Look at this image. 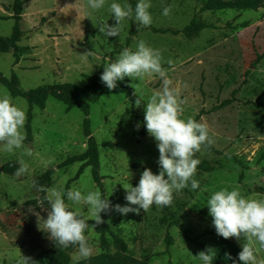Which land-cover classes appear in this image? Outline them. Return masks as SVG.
<instances>
[{
  "label": "rangeland",
  "instance_id": "374dc122",
  "mask_svg": "<svg viewBox=\"0 0 264 264\" xmlns=\"http://www.w3.org/2000/svg\"><path fill=\"white\" fill-rule=\"evenodd\" d=\"M23 1V38L18 47L28 53L17 65L12 50L0 55V73L6 78L15 75L22 93L64 84L84 88V76H92L113 62L124 48L135 50L143 40L161 51L168 79L184 101L183 118L207 123L215 143L213 152L204 148L196 154L202 169L194 176L200 184L198 189L192 190L189 184L175 192L167 208L153 204L147 212L141 209L127 215L111 211L103 237L95 228L86 233L93 245L92 256L78 260L75 246L61 249L38 227V216L43 228L50 205L36 182L41 179L43 187L65 190L73 186L84 192L98 190L89 166L79 174L88 161L58 169L65 161L87 153L85 117L77 109L67 111L52 98L44 111L30 110L24 99H17L26 116L31 113L30 141L25 130L27 119L23 129L24 148L31 155H25L24 148L9 154L0 146V264H19L22 255L31 258L29 264H45L39 257L46 252L62 253L68 264H109L96 259L118 254L128 259V264H202L195 255L209 248L217 254L225 242L242 251L243 238L225 239L217 234L207 201L223 187H238L245 196L264 198V6L256 13H204L201 19L211 29L188 40L183 35L156 32L182 31L207 0H150L152 24L138 28L134 19H126L120 35L114 37L99 31L103 22L116 23L109 11L114 0H106L99 11H91L87 0ZM13 2L0 0V17L12 16ZM128 3L134 9L138 0ZM166 7L171 8L167 16L163 15ZM12 28V21H0V38L8 39ZM125 82L135 96L145 98L163 87L158 75L145 76L142 81L125 77L117 85ZM4 92L8 93L0 86V94ZM144 116V104L137 108L123 95L104 96L90 105V132L98 147L99 176L113 206L128 203L123 185L137 186L146 168L159 174L157 142L147 132ZM142 131L146 134L143 137ZM21 159L29 165L27 174L13 177L3 173L16 171ZM50 170L54 173L48 181L45 174ZM80 207L87 214V206ZM257 255L264 258V249Z\"/></svg>",
  "mask_w": 264,
  "mask_h": 264
},
{
  "label": "clouds",
  "instance_id": "9594fccd",
  "mask_svg": "<svg viewBox=\"0 0 264 264\" xmlns=\"http://www.w3.org/2000/svg\"><path fill=\"white\" fill-rule=\"evenodd\" d=\"M105 5L106 0H87L91 11H99ZM150 8V0H138L134 9L128 0H114L109 5V11L116 23L109 25L108 21L103 22L99 31L108 37L119 36L126 19H134L138 28L148 27L153 21ZM170 11V7L164 8L163 15L167 16ZM167 63L171 65L172 61ZM163 64L161 51L141 40L135 50L124 48L113 62L106 64L100 78L109 90L115 89L117 81H123L125 77L142 81L145 76L158 75L163 80L161 90L147 98L138 95L135 100L137 108L144 104V124L157 142L159 174L146 168L137 186L133 187L130 183L123 185L128 202L124 206H113L100 190L84 192L76 186L68 190L59 186L38 188V191L46 192L50 205L47 218H43V228L38 216V227L48 233L61 249L75 246L78 260H87L93 254V245L86 233L104 223L101 213L115 210L127 215L130 212L139 213L141 209L147 212L153 204L170 206L175 192L189 187V184L192 190L200 187L199 181L194 179L200 163L196 154L212 146L215 140L207 123L192 117L183 118L184 101L178 89L172 87ZM26 119V111L17 99L7 92L0 94V146L5 152L15 154L16 150L24 148ZM24 154L30 156L31 151L24 148ZM19 164L15 172L18 177L29 172V165L23 159ZM80 205L87 206V214ZM207 207L218 235L225 239L243 238L239 261L243 264H264V258L257 255L260 249H264V198L245 196L238 187H223L210 195ZM89 221H94V224ZM215 255V251L209 248L195 257L202 264H213ZM30 260L22 255L19 264H29Z\"/></svg>",
  "mask_w": 264,
  "mask_h": 264
},
{
  "label": "trees",
  "instance_id": "16d2710c",
  "mask_svg": "<svg viewBox=\"0 0 264 264\" xmlns=\"http://www.w3.org/2000/svg\"><path fill=\"white\" fill-rule=\"evenodd\" d=\"M25 5V1L23 0H14L12 7V16L9 18L0 17V21H12L13 28L12 33L8 39L0 38V55L7 54L10 50L13 51V59L14 65H17L22 58V56L28 53V50H21L18 45L23 38V32L21 30V22H22V8ZM264 6V0H232L230 2H226L223 0H207L203 2L202 8L197 16H195L190 24L185 27L182 31H159L156 33L159 34H171L173 36L183 35L188 40L193 38H197L200 33L205 30L211 29L210 26L206 25L202 19L201 15L207 12L213 11H226V10H235L239 12H258ZM133 36V33L130 32V37ZM130 44V39L127 41V45ZM104 71V67H101L99 71H97L92 76H84V80L86 81V85L84 88H80L71 84L57 85L52 87H40L35 90L29 91L27 93H22L19 90V80L15 75H11L9 78H6L3 74L0 73V86L4 87L8 93L14 99H24L29 109L32 108L39 109L44 111L46 109L47 102L49 98L56 100L57 102L63 104L67 111H72L74 109L79 110L85 120L83 122V133L84 137L88 141L87 153L81 155L79 157L71 158L65 161L58 169L71 167L76 163H85L88 161V164H82L79 174H81L84 169L89 166L91 168V177L96 185L97 189L100 190L104 196L105 192L103 189V185L101 183V179L99 176V154L98 147L94 143L91 132H90V105L99 101L104 96H116L123 95L127 97V100L130 103L135 102L136 96L133 91L129 88V83L125 82L122 84H118L117 87L113 90H109L107 86L102 83L101 75ZM227 102L222 105L221 108L226 107ZM257 107H261L260 104H254ZM220 109V108H219ZM31 113L29 111L27 115V124L25 126V130L27 133V139L30 141L31 139ZM145 131V130H144ZM142 131L141 137L145 136V132ZM208 151H214L213 148L206 147ZM220 155V154H219ZM235 160V157L232 158ZM264 160V157L261 158ZM235 162L243 166L242 162ZM197 169L202 170L199 166ZM4 174L8 176L15 177L16 171L11 170H3ZM54 171L50 170L45 174V178L50 181ZM37 187H43L44 184L41 179L36 182ZM167 208L166 206H164ZM101 216L104 220L103 224H100L95 227V232L97 235L104 236L107 231L108 220L110 217V212L101 213ZM241 250L237 248L233 243L225 242L220 246L218 253L215 255L213 259V264H243V262L239 261V253ZM45 264H68L65 256L62 253L57 255L52 252H46L41 258ZM99 262H107L109 264H128V259L122 258L120 254L115 257H99L96 259ZM105 264V263H102Z\"/></svg>",
  "mask_w": 264,
  "mask_h": 264
}]
</instances>
